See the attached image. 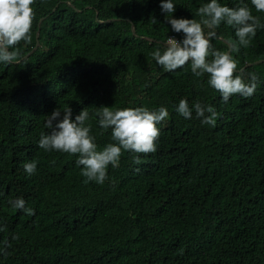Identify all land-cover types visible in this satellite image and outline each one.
<instances>
[{"label":"trees","instance_id":"16d2710c","mask_svg":"<svg viewBox=\"0 0 264 264\" xmlns=\"http://www.w3.org/2000/svg\"><path fill=\"white\" fill-rule=\"evenodd\" d=\"M172 2V18L199 22L197 9L210 0ZM160 3L34 0L30 42L17 45L18 63L0 62V264H264V60L252 64L264 59V27L231 53L246 81L259 77L254 94L224 102L191 61L169 72L152 58L167 37L183 39ZM218 3L246 4L264 24L251 0ZM215 31V49L237 39L223 22ZM182 98L190 108L213 106L215 126L194 108L191 119L179 115ZM102 106H163L169 115L157 124L155 152L122 150L99 184L81 175L78 154L45 151L38 141L50 131L47 116L70 107L72 119L89 112L98 150L117 143L99 127ZM33 161L29 176L23 166ZM16 198L34 215L14 209Z\"/></svg>","mask_w":264,"mask_h":264},{"label":"clouds","instance_id":"9594fccd","mask_svg":"<svg viewBox=\"0 0 264 264\" xmlns=\"http://www.w3.org/2000/svg\"><path fill=\"white\" fill-rule=\"evenodd\" d=\"M33 3L34 0H0V62H19L21 52L17 45L21 41L27 43L31 40ZM251 4L256 12L264 13V0H251ZM175 8L172 0H161V12L171 16L166 20L167 23L173 32L183 33V39L167 37L162 45L163 52L160 47L151 52L156 63L165 71L171 72L191 61L192 73L197 77L207 74L208 84L220 93L224 102L235 94L251 97L259 83V77L255 73H248L246 81L243 70L237 73L238 62L231 53L239 52L241 47L251 44L257 28L264 27L259 17L254 16L246 4L230 8L221 5L218 0H210L197 9L196 14L201 17L199 22L195 19L172 18ZM151 20L153 24L157 23L155 18ZM222 22L235 30L237 38L235 41H227V51L215 49L211 43L212 39L219 38L215 29ZM205 27L209 30L207 33ZM193 108L202 124L215 126L218 113L211 105L196 102L190 108L188 101L182 98L175 110L183 118L191 119ZM96 115L99 127L111 129L112 140L117 143H109L98 150L95 138L90 135L91 126L86 125L89 112L83 109L72 119V109L67 107L63 112L58 108L54 109L47 116L44 127L50 131L41 132L38 146L45 151L78 154L76 164L82 166L81 175L86 178V182L103 184L107 179L108 166H119L122 150L144 154L156 151V141L160 134L157 124L167 119L169 113L163 106L154 110L146 107L112 110L102 106ZM133 162L139 164V157H135ZM23 167L31 176L35 173L37 164L35 161L28 162ZM9 203L14 209L34 215L31 208H25L23 198L10 200ZM12 238L15 240L19 237ZM5 246L10 245L5 242Z\"/></svg>","mask_w":264,"mask_h":264},{"label":"water","instance_id":"95a60500","mask_svg":"<svg viewBox=\"0 0 264 264\" xmlns=\"http://www.w3.org/2000/svg\"><path fill=\"white\" fill-rule=\"evenodd\" d=\"M41 21H42V18L39 20L38 25L41 23ZM37 37H38V34H37ZM36 44H38V42H36ZM33 51H34V49H32V50H31L27 55H25L22 59L29 57L30 54L33 53ZM263 60H264V59H262V60H260V61H257V62H254V63H252V64L259 63V62H261V61H263ZM250 65H251V64H250Z\"/></svg>","mask_w":264,"mask_h":264}]
</instances>
